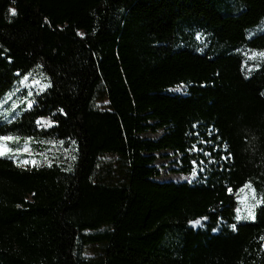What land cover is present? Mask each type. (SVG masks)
I'll list each match as a JSON object with an SVG mask.
<instances>
[{
	"label": "trees",
	"instance_id": "obj_1",
	"mask_svg": "<svg viewBox=\"0 0 264 264\" xmlns=\"http://www.w3.org/2000/svg\"><path fill=\"white\" fill-rule=\"evenodd\" d=\"M244 51L264 53V0H0V103L26 76L49 84L0 137L71 151L0 156V264H264V203L237 219L246 185L264 196V56ZM167 151L198 178L159 181ZM109 155L120 182L96 179Z\"/></svg>",
	"mask_w": 264,
	"mask_h": 264
},
{
	"label": "rangeland",
	"instance_id": "obj_2",
	"mask_svg": "<svg viewBox=\"0 0 264 264\" xmlns=\"http://www.w3.org/2000/svg\"><path fill=\"white\" fill-rule=\"evenodd\" d=\"M256 33V31H255ZM244 55L250 62H256L262 57L256 52L244 51ZM48 80L41 73H34L30 76L22 78L16 83L12 91L1 101L0 114L5 117H12L17 114L20 116L25 109H30L34 104V96L41 94L48 87ZM185 87L181 86L175 88L173 92L183 93ZM21 104L22 108L18 110L17 107ZM96 108L100 110L108 109V101L105 99H99L96 102ZM40 127L47 130L53 126V122L48 119L40 120ZM14 140L0 141V144H4L6 149L5 155L12 158L19 166L33 168L50 166L60 163L63 159H68L71 156V151L64 148L62 142H55L52 140H43L40 143L31 138L20 139L16 136H11ZM20 149V151H17ZM163 157H160L157 166L162 170V176L158 178L161 182L174 181V182H194L198 178L197 172H193L190 175L177 174L174 170L178 169L176 157L172 152L167 151L161 153ZM29 160L35 163L25 164L23 161ZM195 173V174H194ZM124 175V168L122 163L116 156H105L101 158L99 168L96 174V179L106 183H117L122 181ZM254 189L246 187L238 195V213L240 221H252L255 218L256 209L264 203V196H261L252 191ZM246 205H252L251 215H249ZM194 227H201V223H194ZM86 234H92L87 232ZM104 248L101 245H88L84 248L83 256L86 259L98 258L103 254Z\"/></svg>",
	"mask_w": 264,
	"mask_h": 264
},
{
	"label": "snow or ice",
	"instance_id": "obj_3",
	"mask_svg": "<svg viewBox=\"0 0 264 264\" xmlns=\"http://www.w3.org/2000/svg\"><path fill=\"white\" fill-rule=\"evenodd\" d=\"M10 11H11V13L13 15H15V10H10ZM261 55L264 56V53H262ZM37 123L40 124L41 121L37 120ZM14 139H18V138H14V137H11V136L0 137V141H10V140H14ZM30 139L31 138H29V140ZM6 151H11V150L10 149H6V146L4 144H0V156L5 155ZM17 151H20V149H17ZM23 163L28 164V163H35V162L34 161L25 160V161H23ZM193 163L195 164V161H193ZM246 187L250 188V184L246 185ZM252 191L254 192V190H252ZM246 207L248 209L249 215H251V207H252V205H246ZM239 211H240V209H237V212H239ZM237 219H239V216L237 217ZM194 223L198 224L200 222L199 221H195ZM233 227H235V225H233Z\"/></svg>",
	"mask_w": 264,
	"mask_h": 264
}]
</instances>
